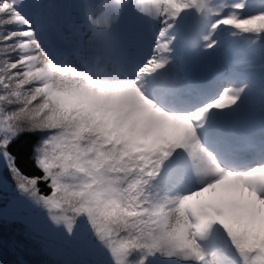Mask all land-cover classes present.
Masks as SVG:
<instances>
[{
  "label": "snow or ice",
  "instance_id": "1",
  "mask_svg": "<svg viewBox=\"0 0 264 264\" xmlns=\"http://www.w3.org/2000/svg\"><path fill=\"white\" fill-rule=\"evenodd\" d=\"M0 223V264H264V0H0Z\"/></svg>",
  "mask_w": 264,
  "mask_h": 264
},
{
  "label": "trees",
  "instance_id": "2",
  "mask_svg": "<svg viewBox=\"0 0 264 264\" xmlns=\"http://www.w3.org/2000/svg\"><path fill=\"white\" fill-rule=\"evenodd\" d=\"M22 155V160H21V163L24 164L25 163V159L24 157H26L27 153L24 152L21 154ZM14 228H18L20 227L19 225H15L13 226ZM12 228H9V229H5L3 224L0 223V241H8L9 243L11 242V238H12ZM11 255V253L9 252V256ZM3 257L0 256V259H2ZM29 259H39L40 257H27Z\"/></svg>",
  "mask_w": 264,
  "mask_h": 264
},
{
  "label": "rangeland",
  "instance_id": "3",
  "mask_svg": "<svg viewBox=\"0 0 264 264\" xmlns=\"http://www.w3.org/2000/svg\"><path fill=\"white\" fill-rule=\"evenodd\" d=\"M49 243L52 244L53 246H55L56 241L52 240V241H49Z\"/></svg>",
  "mask_w": 264,
  "mask_h": 264
},
{
  "label": "water",
  "instance_id": "4",
  "mask_svg": "<svg viewBox=\"0 0 264 264\" xmlns=\"http://www.w3.org/2000/svg\"><path fill=\"white\" fill-rule=\"evenodd\" d=\"M211 73H212V71H209V72H207V74H206V75H209V76H210V75H211Z\"/></svg>",
  "mask_w": 264,
  "mask_h": 264
}]
</instances>
